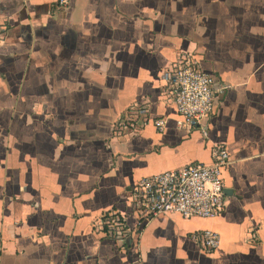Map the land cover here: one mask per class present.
Returning a JSON list of instances; mask_svg holds the SVG:
<instances>
[{
	"label": "crops",
	"instance_id": "obj_1",
	"mask_svg": "<svg viewBox=\"0 0 264 264\" xmlns=\"http://www.w3.org/2000/svg\"><path fill=\"white\" fill-rule=\"evenodd\" d=\"M183 54L228 85L192 128L161 78ZM130 114L137 131L116 136ZM216 144L217 216L138 213L140 178L210 164ZM203 227L211 252L190 237ZM0 264H264V0H0Z\"/></svg>",
	"mask_w": 264,
	"mask_h": 264
},
{
	"label": "built area",
	"instance_id": "obj_2",
	"mask_svg": "<svg viewBox=\"0 0 264 264\" xmlns=\"http://www.w3.org/2000/svg\"><path fill=\"white\" fill-rule=\"evenodd\" d=\"M69 0H56L57 6H65ZM168 95L173 99L179 128L199 126L212 112L216 93H223L228 85L214 88V79L200 69L195 58L180 55L161 75ZM145 104L137 107L136 113L144 115ZM166 123L164 117L153 120L157 129ZM114 133L123 136L137 131L134 116L122 115L114 122ZM210 164L192 163L177 169L166 170L140 178L131 190L132 200L138 213L151 217L158 213H178L183 218H212L223 209L222 167L228 163L229 155L223 144L211 149ZM100 223L106 234L117 244L123 245L129 234L126 218L119 210H111L101 216ZM191 239L204 252H211L219 245V233L211 229L194 231ZM255 237L252 230L250 239Z\"/></svg>",
	"mask_w": 264,
	"mask_h": 264
},
{
	"label": "rangeland",
	"instance_id": "obj_3",
	"mask_svg": "<svg viewBox=\"0 0 264 264\" xmlns=\"http://www.w3.org/2000/svg\"><path fill=\"white\" fill-rule=\"evenodd\" d=\"M199 218H201V217H199ZM203 229H205V227H203Z\"/></svg>",
	"mask_w": 264,
	"mask_h": 264
}]
</instances>
